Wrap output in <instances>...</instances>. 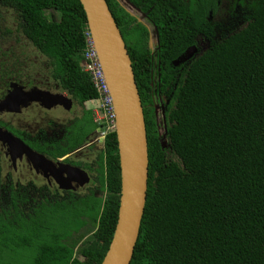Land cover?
<instances>
[{"label":"trees","instance_id":"obj_1","mask_svg":"<svg viewBox=\"0 0 264 264\" xmlns=\"http://www.w3.org/2000/svg\"><path fill=\"white\" fill-rule=\"evenodd\" d=\"M2 1L19 10L62 88L80 103L98 100L82 64L89 29L80 0ZM106 1L132 60L148 138L147 200L130 264H264V0H131L159 31L156 58L147 28ZM200 38L209 42L203 53L172 64ZM158 98L169 101L163 131ZM87 114L60 155L99 126ZM97 160L99 190H48L31 197L18 224L0 216V264L102 263L120 207L116 132Z\"/></svg>","mask_w":264,"mask_h":264},{"label":"flooded vegetation","instance_id":"obj_2","mask_svg":"<svg viewBox=\"0 0 264 264\" xmlns=\"http://www.w3.org/2000/svg\"><path fill=\"white\" fill-rule=\"evenodd\" d=\"M139 9L141 12L132 17L138 23L150 25L151 31L147 29L148 45L156 58L159 31L148 20V12ZM141 19L142 22L139 21ZM151 35L158 42L151 43ZM200 39L202 42L191 46L195 50H191V56L199 55L209 47L208 41ZM191 47L174 61L181 59L180 63L186 65L190 60L187 52ZM35 89L68 96L74 105L70 109L64 104L47 108L37 98L29 100V96L25 95ZM158 99L156 105H160L163 110L162 103L165 100ZM92 101L80 103L62 88L60 81L54 77L52 63L26 35L25 21L19 10L0 0V216L4 214L7 221L18 224L21 217L32 211L31 197L38 196V199H42L48 190H59V197L62 193L69 194L72 191L81 192L90 188L99 190L94 188L97 185L99 187L95 174L99 168L97 154L104 150L105 136L109 129H105L103 124L92 128L83 143L65 154H59L61 146L68 148L73 142L74 131L82 126L78 122L85 119L87 126V113H91L94 118L93 107L96 105ZM7 132H12L34 152L45 155L57 165L64 162L84 169L89 175V181L84 185H79L78 180L73 181L76 189L60 187L57 179L59 172L48 169L39 157L28 154L19 145L14 147ZM96 195L106 197L98 191ZM91 228L92 225L88 222L81 227L80 232H87ZM73 236H76V232Z\"/></svg>","mask_w":264,"mask_h":264},{"label":"water","instance_id":"obj_3","mask_svg":"<svg viewBox=\"0 0 264 264\" xmlns=\"http://www.w3.org/2000/svg\"><path fill=\"white\" fill-rule=\"evenodd\" d=\"M131 16H137L140 9L131 0H116ZM87 17L89 33L93 39L97 56L103 69L112 98L115 123L112 131L116 132L121 168V196L118 220L109 249L101 264H130L139 238L144 215L149 172L148 138L144 108L139 93L136 77L124 37L106 0H80ZM142 22V19L139 20ZM144 22V21H143ZM149 31L150 25L143 23ZM158 38V35H157ZM151 43L158 42L151 35ZM194 47L188 50L190 57ZM181 59L174 61L179 65ZM85 70V62L83 61ZM29 100L37 98L47 108L64 104L73 107V101L62 94L32 90L26 92ZM98 107L99 100H93ZM160 105H156L159 118ZM162 122H165V106L161 110ZM161 119V118H160ZM160 123V120L158 119ZM161 128V126H160ZM12 145L39 157L43 165L59 172L58 182L62 188L76 189L89 181L88 173L75 165L60 162L57 165L45 155L34 152L12 132H7ZM166 142L164 141L163 144Z\"/></svg>","mask_w":264,"mask_h":264},{"label":"built area","instance_id":"obj_4","mask_svg":"<svg viewBox=\"0 0 264 264\" xmlns=\"http://www.w3.org/2000/svg\"><path fill=\"white\" fill-rule=\"evenodd\" d=\"M84 62L85 71L91 74L92 82L94 83L95 88L100 94L99 102L101 100L103 108L108 111L112 119L111 123H113L115 121V114L113 112L112 98L103 73L102 66L97 56V51L95 49L93 39L89 32H87V45L84 50ZM113 126L114 124L109 128H113Z\"/></svg>","mask_w":264,"mask_h":264},{"label":"rangeland","instance_id":"obj_5","mask_svg":"<svg viewBox=\"0 0 264 264\" xmlns=\"http://www.w3.org/2000/svg\"><path fill=\"white\" fill-rule=\"evenodd\" d=\"M98 100H99V98H98ZM161 112L162 111L160 110L159 111L160 115H161ZM93 113H94V120H96V122L99 123L100 126H102L103 122L105 123V125H103L104 128H109V127H111L114 124V122L111 123L112 119H111L108 111L105 110V108H103V106L101 104V100L99 102L98 107H93ZM158 119L160 120V123H161V130L163 131V122H162L163 119H162V116H159Z\"/></svg>","mask_w":264,"mask_h":264},{"label":"clouds","instance_id":"obj_6","mask_svg":"<svg viewBox=\"0 0 264 264\" xmlns=\"http://www.w3.org/2000/svg\"><path fill=\"white\" fill-rule=\"evenodd\" d=\"M107 129H109V131H111L112 128H107Z\"/></svg>","mask_w":264,"mask_h":264}]
</instances>
